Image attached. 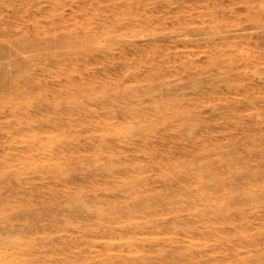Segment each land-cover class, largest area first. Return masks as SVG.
Segmentation results:
<instances>
[{
    "label": "rangeland",
    "instance_id": "374dc122",
    "mask_svg": "<svg viewBox=\"0 0 264 264\" xmlns=\"http://www.w3.org/2000/svg\"><path fill=\"white\" fill-rule=\"evenodd\" d=\"M119 2L0 0V47L14 51L0 59V85L11 84L0 90V264H69L80 251L84 264H264V0H146L123 29L76 38ZM221 47L239 71L209 64ZM176 51L191 53L162 73L187 83L168 91L178 114L120 115L122 96L141 92L116 86V66L142 73ZM188 58L195 68L181 67ZM93 76L95 92L70 84ZM251 170L262 179L236 186ZM139 195L144 209L126 212ZM145 220L159 225L131 246L90 234Z\"/></svg>",
    "mask_w": 264,
    "mask_h": 264
},
{
    "label": "bare ground",
    "instance_id": "6f19581e",
    "mask_svg": "<svg viewBox=\"0 0 264 264\" xmlns=\"http://www.w3.org/2000/svg\"><path fill=\"white\" fill-rule=\"evenodd\" d=\"M119 4L117 6H109L107 9V13L101 17L99 19V21L96 23L95 27L92 28H88L82 27L80 32H76V38H78L80 41H90L92 39H97L100 34L102 32L106 33L108 32L107 30H110V27H113L114 30L115 28L118 29H123L124 27H126V25H130L132 24V20H135L136 15L134 12V8H137L139 6H145V1L146 0H119ZM101 2V1H99ZM125 12V16H122ZM62 19V18H61ZM161 17H155V21H160ZM111 25V26H109ZM103 29H106V31H102ZM183 29V27H182ZM181 28H179V30H174L173 32H175V34L177 36H179V40H183L185 43L189 40V35L188 33H185V31H182ZM185 29V27H184ZM6 30V28H4V31ZM186 30V29H185ZM214 33L219 34L220 31H218V28L216 30V28L214 29ZM57 35L54 38H50L47 41H45V48H49L53 45H58V44H62L63 42H61V40L57 39ZM226 46H232V42H229L226 44ZM240 48L241 45H238ZM14 51L11 48H5L4 46L0 47V59L5 56V55H11ZM16 55H24L23 58H28L31 57L30 55H27L25 51H18L15 52ZM124 55H126V52H123ZM191 54V53H190ZM190 54L187 53H179L178 51H176L174 54H170V53H165L162 55V57L165 59L163 60V64H159V63H154L153 66H149L146 68V71H143L142 73H128L127 72V68L126 70L124 69L123 64H118L116 66V68L114 69L116 76L119 75V79L117 80V78H115L116 80V86L119 87V85L121 86L122 84H124L127 80L130 81H135L137 86L136 89L131 88L130 91H127L125 93H132V92H137L140 91L141 93H137L134 96V98L130 95L127 96H122L123 100H124V106L126 108V110L122 111L120 115L124 116L125 118H127V116H132V118H139L140 120H144V119H155L156 117H158V115L160 113H162L165 110V107L170 106L171 109H174V113L178 114L177 112V102H181V99L178 98H173L171 97V94L168 93L169 90H182L184 92V90L186 89V85L187 83H183L182 81H180L178 84H176V86L174 85L175 83L172 82H165L164 80V75L166 76L167 72H172L170 71L171 69V63L174 64L176 63V59L171 61V57L173 56H180V57H188ZM228 55V53L223 49V47H221L220 49L217 48L215 49V52L212 55H209L208 57V62L210 65H219V67H224L227 66L226 68V72L228 73L229 70L233 71H239V66L237 61H235L234 58L229 57V58H223L221 56H226ZM126 57V56H125ZM181 59V58H179ZM189 59V58H188ZM151 60H154V58H151ZM165 64V66H164ZM183 68H192L195 66L193 65V60L184 62L183 64H181ZM175 66V64H174ZM249 65H245V68L248 67ZM163 71V72H162ZM177 71V70H175ZM164 75H163V74ZM80 81H71L70 84L77 86L79 88H83L84 90H90L91 92H95V88L97 87L98 82V77L97 76H93V77H82L80 78ZM186 79L188 80L189 83L192 82V76L187 75ZM114 80V78H113ZM112 79L109 80H103L101 79V83L103 81H106V83H110L113 81ZM226 80V79H225ZM235 78H232L231 81H234ZM228 81V80H227ZM18 83V82H17ZM29 83V82H26ZM195 83V82H193ZM105 84V83H104ZM69 85V84H68ZM11 84L2 86L0 85V90H6V88L10 87ZM158 91V93H156V91ZM144 97H149L150 101L147 103V101H145L143 98ZM132 98V99H131ZM131 99V100H130ZM133 101L137 102V101H141L140 103L137 104H133ZM144 103V104H143ZM136 105V106H135ZM138 106V107H137ZM87 108V107H86ZM18 156V155H17ZM263 177L262 174L258 173L257 171L254 172V170H251L248 173L245 174H235L234 177V181L238 182L236 184V186L242 185L243 183H249V182H253V181H259L261 180ZM264 182V179H263ZM245 195H249L247 191H244ZM148 195V194H145ZM241 196V195H238ZM134 197V196H133ZM141 195H139L137 197V200L132 201V206L131 204L127 203L126 205H124L123 207L126 208V212H130V213H134V212H139L142 211L144 209V205L143 202L144 200L141 199ZM147 196H145L146 198ZM144 198V197H143ZM253 199V198H252ZM0 201L1 202H5V203H9L7 201L6 197H3L0 193ZM129 210V211H127ZM133 224V222L131 223ZM137 226L136 227H132V225L128 226H121L120 225H116L115 222H109L108 224H99L96 229H93L92 232H90V234H93V236H99V235H104V236H109V240L103 242L106 246H111L113 245V243L115 242V238L122 240L123 242L127 244V246H131L133 245L137 240V231L142 230L144 227L146 226H158L159 223L154 220H145L144 223H142L141 225L139 223H135ZM163 222H160V225H162ZM119 228L125 229L126 233L124 236H117V231H119ZM1 235V233H0ZM119 235V234H118ZM84 236V235H83ZM102 236V237H104ZM112 239H114V242H111ZM124 239H127L126 241ZM51 242V241H50ZM53 242V241H52ZM119 243V242H118ZM81 253L83 251H80ZM81 253H79L78 255L75 256V259H72L70 261L69 264H84L86 261H88V256L85 254L84 256L80 255ZM38 254L37 252H31L30 253V259H34L37 258ZM142 258H146V255L143 254ZM194 256L191 258L193 259ZM127 260L126 259H121L120 262H123L125 264ZM134 263H137L136 261H134ZM112 264H120L117 262H113ZM141 264V263H140Z\"/></svg>",
    "mask_w": 264,
    "mask_h": 264
}]
</instances>
